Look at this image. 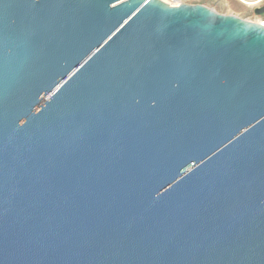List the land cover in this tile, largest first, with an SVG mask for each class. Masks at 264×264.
Instances as JSON below:
<instances>
[{
    "label": "water",
    "instance_id": "95a60500",
    "mask_svg": "<svg viewBox=\"0 0 264 264\" xmlns=\"http://www.w3.org/2000/svg\"><path fill=\"white\" fill-rule=\"evenodd\" d=\"M0 264H264V24L0 0Z\"/></svg>",
    "mask_w": 264,
    "mask_h": 264
},
{
    "label": "rangeland",
    "instance_id": "374dc122",
    "mask_svg": "<svg viewBox=\"0 0 264 264\" xmlns=\"http://www.w3.org/2000/svg\"><path fill=\"white\" fill-rule=\"evenodd\" d=\"M255 0H186L191 4H204L219 13L235 15L249 21H260L264 14L259 16L255 13ZM260 7V6H259Z\"/></svg>",
    "mask_w": 264,
    "mask_h": 264
},
{
    "label": "built area",
    "instance_id": "2783aa9c",
    "mask_svg": "<svg viewBox=\"0 0 264 264\" xmlns=\"http://www.w3.org/2000/svg\"><path fill=\"white\" fill-rule=\"evenodd\" d=\"M163 1L169 4H172V5H177L179 3L186 2V0H163ZM254 2H255V5H258L257 7L262 6L264 4V0H255Z\"/></svg>",
    "mask_w": 264,
    "mask_h": 264
},
{
    "label": "bare ground",
    "instance_id": "6f19581e",
    "mask_svg": "<svg viewBox=\"0 0 264 264\" xmlns=\"http://www.w3.org/2000/svg\"><path fill=\"white\" fill-rule=\"evenodd\" d=\"M260 22H262V24H264V19H260Z\"/></svg>",
    "mask_w": 264,
    "mask_h": 264
}]
</instances>
